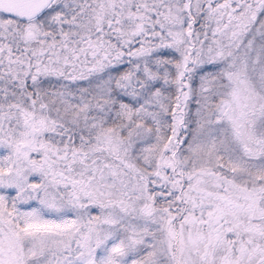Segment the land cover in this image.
Instances as JSON below:
<instances>
[{
  "label": "snow or ice",
  "instance_id": "1",
  "mask_svg": "<svg viewBox=\"0 0 264 264\" xmlns=\"http://www.w3.org/2000/svg\"><path fill=\"white\" fill-rule=\"evenodd\" d=\"M0 264H264V0H0Z\"/></svg>",
  "mask_w": 264,
  "mask_h": 264
}]
</instances>
